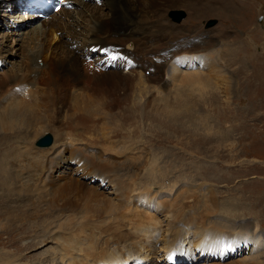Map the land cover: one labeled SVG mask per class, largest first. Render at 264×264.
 I'll list each match as a JSON object with an SVG mask.
<instances>
[{
  "label": "rangeland",
  "instance_id": "374dc122",
  "mask_svg": "<svg viewBox=\"0 0 264 264\" xmlns=\"http://www.w3.org/2000/svg\"><path fill=\"white\" fill-rule=\"evenodd\" d=\"M23 1H5L0 10V125L33 87L35 97L44 93L30 55L35 47L50 46L36 35L45 17L19 12ZM183 1L170 0L175 7L169 12L184 13L180 21H172L167 10L160 18L170 32L209 33L213 44L204 53L210 59L202 58V67L187 69L179 61L151 73L134 67L132 53L118 54L119 65L111 69L122 75L86 92L93 101L81 111L95 115L99 129L90 128L93 134L80 141L70 136L85 129L70 118V103L59 116L47 111L26 136L7 139L0 127L10 152L2 167L9 179L0 184V264H241L250 257V244L222 256L201 253L200 247L242 234L264 245V226L254 231L251 216L264 203V0ZM103 2L69 3L59 14L69 15L66 23H81L87 12L103 11ZM76 31L56 34L79 51L86 31ZM94 52L102 58L100 50ZM129 70L133 76L124 78ZM177 112L182 116L166 117ZM43 135L50 144L35 146ZM141 194L146 204L138 200ZM259 194L262 203L254 205ZM227 202L241 209L252 203V214L242 212L232 226L224 214L210 213L214 203ZM214 224L227 232L210 241L206 235ZM148 226L160 227L156 239L142 234Z\"/></svg>",
  "mask_w": 264,
  "mask_h": 264
},
{
  "label": "bare ground",
  "instance_id": "6f19581e",
  "mask_svg": "<svg viewBox=\"0 0 264 264\" xmlns=\"http://www.w3.org/2000/svg\"><path fill=\"white\" fill-rule=\"evenodd\" d=\"M5 1L7 2L9 0H0V10L4 8ZM84 1L85 0H65L64 5L54 13H47L46 9L36 7L35 4L30 5L26 0L19 2L20 6L24 7V9H19V12L26 11L38 16L43 15L45 17L39 22L40 26L37 28V33L33 29L32 30L36 35L38 34L37 39L39 42L46 41L47 39L49 40L50 46L45 47L44 45H41V47L36 50L35 47L30 55L32 70L38 74L39 83L44 86V93H42V97L41 95L40 97H35L38 95L36 91L38 88L33 87L31 91L29 90L28 94L26 92L27 95L24 96L25 99H22L20 102H15L9 110H7L5 118L1 120L2 125H0L2 128L1 133L6 132L4 137L7 139L9 137H11V139L13 137H23L26 136L27 133L33 132L38 124L45 119L47 111L54 113L53 115L59 116V114L64 111V107H69L68 103H70V110L73 111L70 118L75 116L77 118L76 120L83 125V129L85 128L81 133L77 134V136L73 134L70 136H75V138L78 137L76 139L80 141L79 139L85 137L86 134L91 132V134H93V130L90 131V128H98L95 119L96 117L94 114L85 115L86 113L81 111V108L82 105L84 107L85 104L93 101L89 94H86L87 91L92 93L99 91L100 88L106 86V81H108L112 75L117 74L118 70L111 68L115 66L118 67L119 65L116 60L118 54L126 52L132 53L136 58L134 67L151 73H158L169 63L179 61L182 64H185V66L188 65L187 69L193 68L192 65L195 64L199 67L206 64L205 60L202 58L206 59L205 55L208 54L204 53V51L213 44V38L208 32H206L208 34L203 33V35L196 37L192 35L186 36L177 34L178 32L175 33L172 30L171 32L167 31V27H164V23L162 24L160 15L164 14L166 10L169 12V10L175 7L173 3H170V0H105V2H103V11L100 12L97 10L87 12L86 19L81 21V23H66L65 18H69V15H66L65 13V18H62V15L59 14L60 11H63L62 8L69 7V3L71 6L73 4L83 7ZM184 1L189 2V0ZM196 1L199 3V1L202 2L204 0ZM197 2L193 4L195 16L199 12V6L196 5L198 4ZM194 15L192 13L190 22L195 21ZM77 27L86 31V45L79 51L76 50L74 42H63L60 36H57L56 34L57 31L58 34H60L61 31L67 30L69 34L74 36L75 32H77ZM128 48H132L131 51ZM85 49L89 51L88 54L85 53ZM97 49L101 51L102 58L100 56H94V50ZM29 51L31 52V50ZM27 54H29V52ZM129 59L131 60V58ZM208 59H210L209 56ZM208 64L210 65V62ZM133 71L129 70L127 73H123L128 75L123 77H132L134 73ZM117 75L120 76L122 74L119 73ZM146 80L147 78H145V81ZM34 86H36V84ZM179 112L173 113V115H167L166 117L178 118L179 116H182V112L181 114ZM158 113L162 114L161 112ZM72 124H74V122L71 119L68 122V125L73 126ZM101 129L102 128H100V130ZM74 130H79V128L77 127ZM72 138L74 139V137ZM72 138L69 137V139ZM92 138L95 139V137ZM8 142H6L5 139L0 140V147L3 149H0V184L2 185H5L9 179L7 171L2 169L6 162L5 156L8 157L10 155V152H7V149H9ZM1 151L3 152L1 153ZM59 157H61L60 154H55L54 158L58 159ZM54 162L56 161H53V163ZM64 164L65 162L58 164V166L63 168ZM2 171L7 174L6 178L1 177ZM95 176H92V178H97L100 182H103V180L105 181L104 178ZM261 195L262 194L257 195V200L260 199ZM138 200H141L142 204L148 202V199L144 194H141ZM253 200L255 201V199ZM260 203H262V201L258 200V202H254V205ZM254 205L250 203L247 207L241 209L235 207L231 202L223 203L222 205L214 203L210 208V213L217 215L224 214L227 217L226 221H228L229 225H232L234 224L232 219L243 215L242 212H244V214H252L251 209ZM262 205L263 206L260 205L261 207L256 213L251 215L256 218L254 231H256L257 228L262 230V227L264 226L262 221L264 220V203ZM1 213L3 212L0 209V216ZM157 222L155 223L156 225L159 224ZM214 225H216V228L213 229V232L207 233L206 235V238L210 241H212V239L214 241L218 240L220 234L227 232L222 225ZM242 227L245 228L246 225L243 224ZM160 231V227L159 231H157L155 227L148 226L147 231L142 232V234H150L152 240H154L159 236ZM253 237L254 235L251 237L247 234L234 235L229 242H224L217 246L213 243H209L207 246L200 247V250L201 253H206L208 255H219L220 253L219 256H222L223 253L227 254L228 248L230 252L234 250H238L237 252H239L240 249L247 248L246 244H250L253 247L252 252H249L250 257L243 258L244 261L241 264H264V261H262L264 259V254L259 252L261 249H264V245L260 243L261 241H258V237ZM182 241L184 245H187V238H184ZM252 254L256 255L253 256ZM118 263L119 262L116 260L112 261V264Z\"/></svg>",
  "mask_w": 264,
  "mask_h": 264
},
{
  "label": "water",
  "instance_id": "95a60500",
  "mask_svg": "<svg viewBox=\"0 0 264 264\" xmlns=\"http://www.w3.org/2000/svg\"><path fill=\"white\" fill-rule=\"evenodd\" d=\"M167 16L172 21H180L184 17V13L182 11H170L168 12ZM209 25H212V23H209ZM50 137L48 135H43L39 137L35 141V146L37 147H46L50 144Z\"/></svg>",
  "mask_w": 264,
  "mask_h": 264
}]
</instances>
